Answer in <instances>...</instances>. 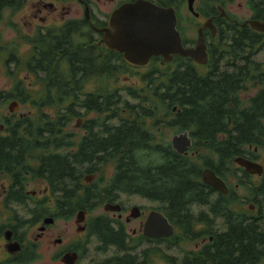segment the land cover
<instances>
[{
	"label": "flooded vegetation",
	"instance_id": "af4514ba",
	"mask_svg": "<svg viewBox=\"0 0 264 264\" xmlns=\"http://www.w3.org/2000/svg\"><path fill=\"white\" fill-rule=\"evenodd\" d=\"M136 1L0 0V19L8 18L5 14L7 9L10 18L22 13L19 17L23 19L18 20L22 25L21 33H18L22 41L29 44V47L32 46L34 50L42 44L36 37L51 33L50 38L53 42L61 39L60 55H63L64 50L68 48V35L64 31L68 30L70 25L79 23L82 29L75 43H83L85 47L97 51L99 55L94 57L96 62L102 63L103 55L107 51L113 56L122 58L128 66L136 68L124 60L123 53L107 49L102 42L104 33L97 30L108 25L110 16L116 9ZM144 1L164 8L172 17L175 15L182 47V51L175 53L170 62H165L164 56L159 54L151 58L148 66L137 67L156 71L172 68L178 72L180 98L178 111L164 113L161 116L160 113L156 114L163 118L160 124H165L166 128L173 130L177 128V133L170 139L167 134H163L164 128L159 127L154 130L149 127V130L155 133L153 140L149 141L156 145L163 144L162 148L169 151V156L172 155L173 162L165 165L164 170H167L168 165L173 169H180L184 163V156L197 165L199 173L196 181L203 192L199 195L198 203L193 205L196 206L193 211L196 219L194 259L196 264H212L210 258L206 259L209 254L217 252L215 242L217 243V238L219 239L222 234L228 232L230 228L228 220L235 221L236 234L247 233L249 217L257 219L256 227L264 230V170L263 173H253L236 161V158L241 156L262 164L264 168V159L261 156L264 145L250 143L235 145L234 147L242 149L244 153L233 156L234 147L231 143L232 136L238 134L240 128L243 130L249 128L250 99L263 93L264 60L259 61L256 56L264 50V45H260L259 48L262 49L251 55L253 63L250 66L247 63L248 47L243 50L236 41L247 35H255L264 40V31L252 25L254 21L264 22V0ZM74 7L78 10L74 11ZM26 28H28L27 33ZM186 51L190 54L185 55ZM29 52L30 49H26L25 55H29ZM27 61L23 59L24 66L31 75ZM103 79V74L90 70L86 86L96 82L99 88L103 86ZM231 83H237L234 92L228 87ZM29 84L31 86L32 83ZM36 84H38L37 91H40L43 87L42 80L36 78ZM216 85L220 89H217ZM215 89L223 95L230 93V99L226 98L228 99L226 108L232 109V112L220 111L221 118L213 119L214 114L211 112L189 111L197 108L201 102L207 103L208 100L213 99L211 93ZM33 99L35 98L29 97L28 102H25L20 98L8 96L6 92L0 93V141H9L0 144V264H30L32 260L37 259L38 245L52 230L56 218L68 219V227L64 228V234L54 236L49 241L51 244L48 245L53 260L59 264H105L107 259L118 254L113 244L106 245L100 237L99 223L105 218L110 220L109 227L114 228L115 231H122V235L126 236L127 240L140 238L143 240L140 242L141 245L154 244L145 247L149 253L154 246L161 249L163 247L160 244L167 246L168 238L178 233L179 225L169 217L168 203L151 196L154 179L160 177L161 180L162 175L159 168V173L154 174L157 169L154 170L153 167L157 163L150 160L146 161L148 170L145 171L132 170L135 169V164L124 163L114 164L113 174L108 178L105 176L106 168L100 165L95 166L94 171L84 173L83 180L86 183L99 180L103 175L105 179L101 183L104 186L109 184L110 180H113L115 185L111 193L112 198L101 203L106 213H96L101 204L92 209L76 210L74 220L76 231H74L72 219L75 211H72L71 201L68 199V202L58 208L55 178L51 177L48 166L42 165L43 162L40 160V155H47L55 150L51 147V151L47 152L39 145L23 147L16 144L15 142L20 141V134L30 130L24 126L18 128L8 126L10 121L32 117L34 110L38 115L37 108L31 102ZM13 100H17L20 106L19 109L10 111L9 106ZM26 106L31 107V110L23 111ZM121 115L133 118L136 114L125 111ZM173 116L178 117L176 126H171L173 122L169 121ZM235 116L241 117L240 126L234 124ZM189 117H194L196 121H187ZM79 118H82L80 126H78ZM87 121L84 116H79L75 132L77 133V129L82 130L85 140L89 141L92 132L86 125ZM147 125H149L148 121ZM70 131L72 130L68 132ZM181 134H187L192 141L185 152H179L174 145L175 136ZM99 141L100 139H97L95 143L93 140L94 144L89 145L92 149L103 151L106 146ZM66 150L71 152L74 148L66 147ZM204 151H210L212 156L210 154L209 157H204ZM173 152L178 155L177 158L174 157ZM207 168L212 169L225 182L228 191L225 192L204 181L203 173ZM91 175L96 176L92 180H87L86 177ZM140 176L145 178L146 184L137 188L135 180ZM160 184L165 195L168 179ZM133 197H139L142 201H132ZM151 201L158 202L159 205H152ZM107 202L119 205V208L107 210L105 209ZM136 207L140 209L138 215H134L138 212L135 210ZM80 210L85 211L84 220H78L77 215ZM152 210H160L169 217L174 225L172 236L151 238L144 234L145 222ZM145 214H147L145 219L141 220ZM47 217H54L53 222H45ZM136 221H139V225L129 232L128 225ZM239 226L242 231L237 229ZM32 229L36 231L29 236L26 231ZM167 255L166 250L163 254L164 259ZM180 256L182 257L183 254L181 253ZM66 258L68 262L65 261ZM74 258H76L75 262Z\"/></svg>",
	"mask_w": 264,
	"mask_h": 264
},
{
	"label": "trees",
	"instance_id": "16d2710c",
	"mask_svg": "<svg viewBox=\"0 0 264 264\" xmlns=\"http://www.w3.org/2000/svg\"><path fill=\"white\" fill-rule=\"evenodd\" d=\"M81 29V24L74 23L64 31L68 35V48L64 50L63 55L59 52L61 39L53 42L50 38L51 33L36 37L42 44L32 50V56L26 64L31 73L42 80L43 87L40 91L30 92L28 86L19 80L15 82L16 91L0 92L1 94L6 92L8 96L20 98L25 102H28L29 97L35 98L31 102L37 108L38 115L8 123L11 127L24 126L30 130L20 134V141L15 143L23 147L39 145L47 152L51 151V147L55 150L47 155H40V160L43 162L42 165L48 166L51 177L55 178L58 208L60 209L69 199L72 211L81 208L92 209L112 198L111 193L115 185L113 180L105 186L101 183L104 179L103 175L101 179L92 183L83 180L84 173L94 171L95 166L100 165L103 168L109 164L128 163L136 165L132 170L145 171L148 170L149 160L156 162L153 169L157 171L154 174L159 173L160 170L162 176L161 180L160 177L154 179L151 196L168 203V215L179 226L178 233L168 238L167 246L170 250L176 248L183 254L182 257L180 253L167 255L165 259L170 264H196L193 247L182 251V245L192 244L195 240L196 219L192 207L198 203L199 195L203 192L196 181L199 170L196 164L185 156L180 169H173L168 165L167 170H164L165 165L173 162L172 155L169 156V151L162 148L163 144L156 145L149 141L153 140L155 135L147 125L149 118L153 119L154 126L158 125L163 118L156 114L162 110L169 113L178 111L180 105L178 72L176 69L168 68L159 71L150 69L141 74L145 86L121 88L128 96L137 100L132 103L120 93V90H114L109 82L106 83L108 78L112 79L128 72L130 70L128 65L122 58L113 56L106 50L103 62H96L94 57L99 55L97 51L85 47L83 43H75ZM236 42L243 50L248 47L247 63L251 66L253 63L251 55L262 49L259 46L264 45V40L255 35H247ZM4 51L5 49L0 46V55H3ZM4 64L8 68L10 64L15 65V68L22 64L17 55L16 44L8 49ZM90 70L103 74L105 84L87 92L85 88ZM12 72L15 73L14 70ZM228 87L234 92L237 83H231ZM217 89L220 87L217 86ZM211 95L214 96L213 99L208 100L207 103L201 102L197 108L189 111L211 112L214 114L213 119L221 118L220 111H233L226 108L228 102L226 98L230 97V93L223 95L215 89ZM44 107L53 108L56 113L49 114ZM124 111L136 115L133 118L122 116ZM90 112H97L98 115L86 122L92 132L89 141H86L83 135L76 139L75 130L70 131L71 133L66 131L73 118ZM113 119H118L119 123L117 121L113 123ZM186 120L196 121L194 117ZM169 121L173 122L171 126H176L178 117L173 116ZM233 122L240 126L241 117L235 116ZM248 124V130L240 128L239 133L232 136L233 147L242 143L264 145V88L262 94L250 99ZM97 139H100V144L106 146L103 151L92 149L89 145L96 143ZM8 142L0 141V144ZM66 147H72L74 150L67 151ZM240 153L244 151L238 147L233 148V156ZM173 155L175 158L178 157L174 152ZM166 178L167 192L163 195L160 182ZM135 182L137 188L146 184L143 176L138 177ZM248 220L246 234L242 232L236 234L235 221L228 220L230 222L228 232L217 238V243L215 242L214 245L217 252L209 254L206 260L210 258L212 264H264V230L256 227L257 219L249 217ZM109 226L110 220L107 218L101 220L100 237L106 245L113 244L118 254L107 259L105 264H152L155 260L154 256L160 255V251L149 253L146 249H140L142 239L127 240V237L122 235V231H115ZM237 229L242 231L240 226ZM151 240L155 241V239Z\"/></svg>",
	"mask_w": 264,
	"mask_h": 264
},
{
	"label": "water",
	"instance_id": "95a60500",
	"mask_svg": "<svg viewBox=\"0 0 264 264\" xmlns=\"http://www.w3.org/2000/svg\"><path fill=\"white\" fill-rule=\"evenodd\" d=\"M254 28L264 31V22H252ZM104 33L102 42L107 49L123 53L124 60L136 67L150 64L154 55H163L165 62H170L173 55L182 51L180 34L176 28V17L170 16L164 8H160L148 1L137 0L116 9L110 16L108 25L97 29ZM194 54V52H191ZM185 55L190 52H184ZM20 103L13 100L10 111L19 109ZM78 126L82 118L78 119ZM191 138L187 134L177 135L174 145L179 152H185L191 145ZM236 161L253 173H263V165L244 157H237ZM96 175L87 176L92 180ZM204 181L223 191H228L225 182L210 168L204 170ZM119 205L107 202L105 209L117 210ZM138 215L140 209L135 208ZM84 210L78 212V220H84ZM54 217H47L45 222H53ZM144 234L151 238H161L174 234V225L160 210H152L145 226ZM76 258H74L75 262ZM68 262V258L65 259Z\"/></svg>",
	"mask_w": 264,
	"mask_h": 264
},
{
	"label": "rangeland",
	"instance_id": "374dc122",
	"mask_svg": "<svg viewBox=\"0 0 264 264\" xmlns=\"http://www.w3.org/2000/svg\"><path fill=\"white\" fill-rule=\"evenodd\" d=\"M73 10L77 11L78 8L74 7ZM8 11H9V9H7L5 11V14L8 15V18L5 17L4 19H0V46L3 49H5L4 54L0 55V92L1 91H6V92L16 91L17 88H16L15 82L22 80L24 85L28 86V88L32 87V88H30V92L33 93V92H36L38 90L37 89L38 84H36V77L32 73H31V75L28 74V71L26 70V68L24 66L25 62L23 63V59L27 61L30 58V55L32 54V46L29 47L30 46L29 44L24 43V41H22V39L20 38V35L18 34V33H21V30H22V25H21V23L18 22V20L21 21L23 19L22 17L21 18L19 17L20 15H22V13L16 14L13 16V18H10V12H8ZM27 30H28V28L25 29L26 33H27ZM82 41H84V39ZM13 44L17 45V55L21 59L22 64H20L19 66H16V68H15V65L10 64V66L8 68L4 64V61L8 56V49H10V47ZM26 49H30L29 55H27V56L25 55ZM256 59H258L259 61L264 60V50L256 56ZM128 67H129L128 69H130L128 72L121 73L120 75H118V77H113L112 79L108 78L106 83L109 82L114 90L115 89L120 90V93H122L125 98H127L129 101L134 103L137 100L128 96L127 93L125 92V90H123L121 88L126 87V86H136V87L145 86L144 85L145 83L142 80L141 74L146 73L147 71L150 70V68H137V67L135 68V67H130V66H128ZM13 70L15 71V73L12 72ZM163 70H166V68ZM103 80H104V83H103V85H104L105 79H103ZM30 82L32 83L31 86L29 84ZM95 87L98 88V86L96 85V82L94 84L86 86L85 90L91 91ZM28 110H31V107L26 106L23 109V111H28ZM45 110H47L49 114H55L56 113V112H54L53 108H45ZM33 112H34L33 116L36 115V110H34ZM128 112H130V111H128ZM159 113H160L159 116H161L164 113H168V111L162 110ZM96 115H98L97 112H90V113H87L83 116L86 119H90ZM77 118L78 117H75L72 119L71 123L67 126L66 131L67 130L68 131L69 130H75ZM116 121L119 123L118 119L112 120L113 123H115ZM148 122H149V127L154 129V130H156L159 127H161L162 129L164 128L163 134H167V136L170 139H172L173 135L175 133H177L176 131L178 130L177 128H174V130L166 128L167 126L165 124H160V123H158V125L154 126L153 119H148ZM82 135H83V131L80 129H77L76 139H78ZM203 153H204V157H209V155L211 154L210 151H204ZM210 156H212V154ZM261 156H263V159H264V149H261ZM105 168H106L105 169V176H106V178H108L113 174L114 167H113V165L109 164V165H106ZM196 168H197V165H196ZM104 179H105V177H104ZM132 201L140 202V201H142V199L139 197H133ZM101 205H99V206H101ZM152 205H159V203L158 202H152ZM195 209H196V206L192 207V211H194ZM76 213L77 212L75 211L74 217L72 219L74 231H76L75 230V221H74L76 218ZM96 213L97 214L106 213L105 210L103 209V205L96 210ZM109 214H110V216H113L112 213H109ZM146 215L147 214H145V216H143L141 220H144ZM138 225H139V221H136V222L128 225V231L131 232L132 229ZM65 227H68V219L67 218L66 219L56 218V222L53 224L52 230L48 233V236L40 242V245H38L39 257L35 260H32V262H31L32 264H59L53 260L52 253L50 252L48 245L51 244V242H49V241H51V239H53L54 236L59 235V234H62V235L64 234V228ZM35 231H36L35 229H32V230H27L26 232H28L27 234L29 236H32L35 233ZM152 245H154V244L150 245L148 243H144L143 245H141L140 249L143 250V249H145V247L152 246ZM193 245H194V243L183 244L182 245V251L192 248ZM160 246H162L163 249H161L160 247L154 246L155 248L152 247L150 250V252L160 251V255L156 254L154 256L155 260L152 264H168L166 259H164V257H163V254L165 253L166 250H167L168 255H178L179 254V252L176 248L170 250L168 248V246H166V245L164 246V244H160ZM180 254H181V251H180Z\"/></svg>",
	"mask_w": 264,
	"mask_h": 264
}]
</instances>
